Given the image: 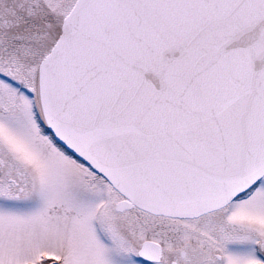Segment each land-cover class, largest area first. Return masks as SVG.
<instances>
[{
  "label": "snow or ice",
  "instance_id": "6c2138e0",
  "mask_svg": "<svg viewBox=\"0 0 264 264\" xmlns=\"http://www.w3.org/2000/svg\"><path fill=\"white\" fill-rule=\"evenodd\" d=\"M0 264H264V0H0Z\"/></svg>",
  "mask_w": 264,
  "mask_h": 264
}]
</instances>
